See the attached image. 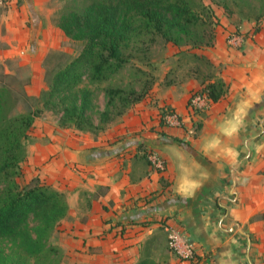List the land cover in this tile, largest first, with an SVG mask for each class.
Returning <instances> with one entry per match:
<instances>
[{
  "label": "crops",
  "instance_id": "1",
  "mask_svg": "<svg viewBox=\"0 0 264 264\" xmlns=\"http://www.w3.org/2000/svg\"><path fill=\"white\" fill-rule=\"evenodd\" d=\"M20 1H9V16L20 14L24 27ZM236 29L222 27L205 52L227 93L199 113L188 105L203 86L195 78L155 88L98 138L52 126L48 114L35 121L26 172L67 197L56 237L69 264H137L160 239L162 264H264V18L243 26L245 41L232 49ZM34 89L28 94L39 96ZM151 152L164 173L153 171ZM166 226L181 232L194 261L170 250Z\"/></svg>",
  "mask_w": 264,
  "mask_h": 264
},
{
  "label": "trees",
  "instance_id": "2",
  "mask_svg": "<svg viewBox=\"0 0 264 264\" xmlns=\"http://www.w3.org/2000/svg\"><path fill=\"white\" fill-rule=\"evenodd\" d=\"M256 10L259 14L255 21L259 23L264 18V0ZM215 20V10L203 0H89L83 8L66 10L60 16V29L73 41L83 43V49L55 73L48 90L40 94L42 108L35 107L33 101L38 100L26 93L28 83L15 86L16 80L7 74L1 75L0 183L7 182V187L0 193V240L22 239L35 263L41 264L52 253V250L43 252L44 241L68 217L69 205L64 193L39 178L25 185L16 180L22 176L21 165L27 159L29 132L44 110L60 113L61 128L73 126L97 136L109 122L112 107L118 105V113L122 115L146 96L147 92L137 94L134 90L110 85L104 90L107 102L106 110L101 113L103 127L88 117L93 95L90 86L120 75L129 62L125 53L132 44H142V40L151 44L161 38L177 47L211 48L217 36ZM207 63L214 68L210 61ZM208 80L195 93L218 102L226 95L227 86L217 76ZM168 110L171 111L162 112L163 124ZM32 220L38 223L35 237L23 233ZM137 264L160 263L143 258Z\"/></svg>",
  "mask_w": 264,
  "mask_h": 264
},
{
  "label": "rangeland",
  "instance_id": "3",
  "mask_svg": "<svg viewBox=\"0 0 264 264\" xmlns=\"http://www.w3.org/2000/svg\"><path fill=\"white\" fill-rule=\"evenodd\" d=\"M9 1L0 3V78L2 74H7L18 82V84L15 83V86L28 83L27 94V89L30 87H34L36 92L41 89L42 93L48 90L55 73L79 56L83 49V43L73 41L60 29L61 14L73 8L81 9L88 4L89 0H35L33 11L27 8V0H21L19 8L24 9V18L27 20L24 27L20 21V14L15 12L13 16H9ZM203 1L215 10L217 18L215 22H218L215 26L216 35L218 30L227 26H235L238 32L245 34L242 32L243 26L255 24V18L259 14L256 9H259L263 4V0ZM7 18L8 21H6ZM9 23H13L14 26L10 27ZM21 26L26 30V34L20 29ZM141 42L143 43L132 44L130 49L126 51L125 55L129 62L120 75L109 82L90 86L93 95L91 97L92 107L88 112V117L95 125L103 127L100 122L101 113L106 110L107 102L104 90L110 85L127 91L134 90L137 94L147 92L146 96L140 102L126 109L122 115L118 113L120 109L118 105L112 107L109 122L104 125L103 131L97 136L91 132L83 133L93 138L105 135L109 130L117 127L136 105L149 98L153 100L155 88H169L173 84L185 83L195 78L200 83L207 82L209 78L216 75L217 68H211L207 63L209 61L205 53L207 48L177 47L171 43H166L161 38L151 44L144 40ZM39 96L31 97L38 100ZM33 104L35 107L42 108V103L39 100L37 102L34 100ZM47 114L51 116L52 126H57L53 124L56 121L60 127L61 115L57 110H44L37 119H41ZM67 129L73 132L77 131L73 126ZM117 138H119L117 135H113L112 139ZM29 141L31 142V140ZM144 156L147 157L146 154ZM21 171L22 176L16 179L20 185H25L32 179L39 178L29 179L25 161L21 165ZM6 187L7 182L0 183V193ZM37 227L38 223L32 220L24 228L23 233L35 237ZM56 233V231L52 232L50 238L44 241L43 252L52 250V253L41 264H69L57 246L59 236L56 237ZM147 249L145 253H147L148 258L159 259L161 264L168 255L161 239ZM35 261L36 259L32 258L26 251V244L22 239L0 240V264H36Z\"/></svg>",
  "mask_w": 264,
  "mask_h": 264
},
{
  "label": "built area",
  "instance_id": "4",
  "mask_svg": "<svg viewBox=\"0 0 264 264\" xmlns=\"http://www.w3.org/2000/svg\"><path fill=\"white\" fill-rule=\"evenodd\" d=\"M6 0H0L2 4ZM245 41L244 34L238 32L237 30L230 33L227 36V44L232 49H238L242 47ZM212 100H210L207 95L195 93L192 97V110H200L204 106H207ZM168 115H172L171 111L168 110ZM148 159L153 165V171L162 174L166 171V162L159 156L157 153H149ZM167 238H168V246L169 248L178 254L182 259L187 260L189 262L194 261L195 251L193 247L183 241V237L181 232L172 226H166Z\"/></svg>",
  "mask_w": 264,
  "mask_h": 264
}]
</instances>
